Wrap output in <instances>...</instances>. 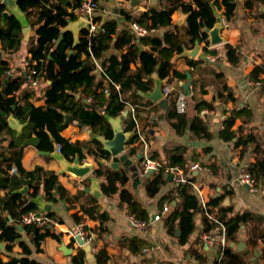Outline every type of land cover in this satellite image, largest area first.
I'll return each mask as SVG.
<instances>
[{
	"label": "trees",
	"instance_id": "1",
	"mask_svg": "<svg viewBox=\"0 0 264 264\" xmlns=\"http://www.w3.org/2000/svg\"><path fill=\"white\" fill-rule=\"evenodd\" d=\"M81 1L18 0V5L27 14L31 26L36 27V39L29 41V54L31 55L28 61L29 66L37 67L45 80L51 81V83L58 81L62 85L58 89L49 86L44 94L46 104L36 106L32 103L36 91L25 89L26 78L24 74L5 75L7 71H10V68L5 60L0 62V111L5 112V115L0 114V243H6L5 249L8 252H13L17 245H20L22 249L21 256H10L9 261L0 258V264H46L40 259L31 257V247L22 238L21 229L31 238L37 249L48 236L60 239L58 234L51 230L42 231L36 225L23 224L21 219L22 215L35 209L30 191L27 194L19 192V189L24 186L22 179L30 180V189L36 193L43 189L46 195L54 201L57 200L52 196L54 189L57 187L62 191L60 185H57L60 179L56 172L47 170L42 166H37L32 171H26L23 168L21 157L26 146L32 145L39 150L52 152L54 151V143L57 142L61 153L71 162L76 156L82 160L86 155H90L99 163L100 168L96 173L105 178V182L102 184L104 194L111 196L119 192L122 201L128 206L129 212L144 220L150 219L145 206L126 187L130 180L126 170H112L105 163H102V159H110V153L98 136L106 134L109 128V119L122 116L127 106L136 102V97L139 98L140 95L139 92L146 93L151 90L152 75L155 72L161 80L167 83L175 77L181 79L186 77V75L174 70V63L172 62L175 53L184 51V45L179 39L178 31L173 29L172 15L176 10L180 9L184 13H188L186 28L194 40H200V31L205 26L214 24V5L218 7L225 5L227 19L234 15L237 8V3L234 0H221V3L219 0L214 2L210 0H192L191 2L161 0L159 7L149 8L138 16L125 13L126 18L131 19L133 17V21L139 22L146 28L165 29L166 32L162 36L149 35L142 38H135L131 31L123 32L115 44L119 48L126 46L128 52L119 56L112 55L102 62L104 73L98 77L97 66L91 59V51L98 60L103 59L104 53L110 49L113 43V35L117 32L118 25L115 20L102 22L100 29L91 36H89V30H83L77 43L74 41L73 33L67 32L60 43L56 45L57 39L62 34V29L71 20L76 19L75 10L80 6ZM95 1L96 4L99 2V0ZM246 5L249 8L257 6L261 10L264 6V0H246ZM6 9L0 1V40L4 51L11 53L21 48L23 29L14 15L10 16L4 23L3 13ZM33 15L35 18L32 21ZM95 20L101 22L100 17H95ZM148 46L147 50L142 49V47ZM34 61H36L35 64ZM132 62L138 63L139 66L132 69ZM191 62L194 66L198 64L195 61ZM74 72L78 74V79L71 82L69 77ZM203 72L204 75L207 72L213 73L221 83L225 82L223 73H216L209 67ZM261 75H264V65L256 67L250 73L249 78L254 81H263ZM112 81L119 83L121 88L118 90ZM205 86L206 84L202 85L203 91H206ZM227 88L225 84L222 87L223 91ZM106 89H108L107 93L105 92ZM87 97L93 98L92 103L85 102ZM165 100L170 101L171 117L173 115L175 118H179L184 127L191 121L192 130L200 138L206 140L212 138L204 120L197 116L187 119L184 114L177 113L173 93ZM207 107L213 108L211 103L205 101L196 104V109L199 112ZM11 115L27 123L22 134L16 136L14 140L15 146H20L22 142L24 145L20 150L12 153L3 146L5 139L15 136H13L15 131L8 123V117ZM66 115H70L69 121L71 123L79 121L90 127L93 137L89 142L77 141L72 143L61 135V131L67 127L64 122ZM238 117H243L245 121H248L252 118V112L248 109L233 110L225 121V129L220 132V137L225 141L238 137L236 148L242 145L241 156L249 150L250 142H255L253 151L256 155V162L250 164L249 171L264 187V149L252 132L238 136L242 129L239 128L236 131L232 129ZM125 120H127V131L135 130V134L130 140L131 144L139 138L136 121L131 116ZM49 132L52 134L53 140H51ZM210 149L208 147L206 152ZM185 151V147L177 146L168 154L167 161L159 160L161 167L145 179L144 189L147 196L155 197L161 188L167 184V168L176 165L189 168L196 161L195 158H192L193 161L191 158H187ZM201 165L211 167L213 174H217V163L213 162L206 165V162L202 161ZM14 166L18 167L23 178L18 174L12 175L10 173ZM196 179L197 176H192L191 180L194 182ZM192 188L191 183L189 185H176L162 198V200H168L170 204L169 216L165 221L167 232L177 236L182 245L189 241L195 229V212L201 205L199 198L193 194ZM3 189H8L6 196L1 195ZM229 194L230 192L214 195L208 205L210 212L226 228L228 245L224 250L225 256L222 264H245L241 253L233 252L230 243L237 239L241 226L249 221L253 222L249 231V242L253 245L258 244L260 239L264 242V233L261 232L263 220L260 217L245 219L242 215H232V207L224 205ZM175 200L177 202L173 204ZM86 212L92 215L89 210ZM48 215L54 217L53 213H48ZM74 217L78 221L82 220L77 215ZM98 217L101 219V225L95 230L96 237H105L103 235L109 232L107 222L110 217L106 213L99 214ZM204 223L205 230L218 227L217 224L207 219L204 220ZM177 230L180 235L176 234ZM148 246L146 240L136 235L128 242V248L132 254H136ZM95 255L98 264L109 263L110 255L107 253L106 245L99 249ZM85 256L84 250L81 248L73 260L78 264H83Z\"/></svg>",
	"mask_w": 264,
	"mask_h": 264
},
{
	"label": "crops",
	"instance_id": "2",
	"mask_svg": "<svg viewBox=\"0 0 264 264\" xmlns=\"http://www.w3.org/2000/svg\"><path fill=\"white\" fill-rule=\"evenodd\" d=\"M184 1L191 2L192 0ZM210 1L214 2L215 0ZM234 1L237 3V8L230 19H227L225 5L220 7L214 5V24L205 26L200 31V40H194V37L190 35V31L186 28L188 13L178 9L172 15L173 29L178 31L179 39L184 45V51L175 53L172 57V62L174 63V70L186 75V77L182 79L175 77L170 82L176 83L183 91V85L189 81L192 82L189 95L190 106L188 112L184 115L187 119L197 116L204 120L212 135L211 139L200 138L192 130L191 121L184 127L179 118H175L173 115L171 117L169 111L170 101H166V98L163 97L164 99L159 102L149 99V94L154 91L159 81H162L163 85L167 83L161 80L156 72L152 75L153 85L151 90L146 93L139 92L140 95L139 98L138 96L136 97V102L129 104L122 116L109 119L110 123L106 134L98 136L99 140L100 137L111 139L114 134L112 120H119L123 130L130 133L132 137L135 134V130L127 131V120L125 119L131 116L136 121V130L139 134L138 140L130 144V137L122 154L118 156L110 154V159H102V163H105L112 170H126L128 178H130L126 187L145 206L150 216L148 220H152L154 214L162 209L165 204L170 206L168 200H162V198L178 184L173 179L170 180L167 175V184L161 188L155 197L150 198L146 195L144 189L146 177L141 176L144 155L142 152L143 143L140 142V138L145 139L147 142L149 156L158 161H167L168 154L175 147H185L186 157L191 158V160L195 158L196 161L193 163L200 165V169L192 171L191 176H197L194 182L202 188L205 201L209 203L214 195L230 192L224 201V205L232 207L231 214L242 215L245 219L248 217H260L263 220L261 232L264 233V194L251 193L236 180L242 164L256 162V155L253 151L255 142H250L248 145L249 150L245 155L241 156L242 145L236 148L238 137L230 141H225L220 137V132L225 129V121L231 112L233 110L248 109L252 112V118L245 121L243 117H238L232 129L235 131L239 128L242 129L238 136L252 132L264 149V86L258 87L249 82V80H252L249 78L250 73L256 67L264 65V6L260 10L257 6L254 8L247 7L246 0ZM160 2L161 0H157V4H154L153 0H136L134 3H132V0H99L95 11V17L101 18V22L97 21L98 25L109 20H115L118 25L117 32L113 35V43L110 49L104 53L103 59L99 60V63L103 65L102 62L109 59L112 55L119 56L128 52L126 46L119 48L115 44V41L123 32L131 31L133 33L131 26L133 17L131 19L126 18L125 13L138 16L149 8L159 7ZM219 2L221 3V0ZM193 6L196 7L195 4ZM218 16L226 18L230 25L225 29L222 27L221 36L225 42L219 45H211L207 29H212L217 24ZM34 18L35 16L33 15L31 17L32 21ZM76 19L79 18L76 16ZM27 20L30 27H32L28 16ZM165 32V29H157V32L151 34V36H162ZM36 37V27H32L30 40L36 39ZM29 41H25L23 35L21 48L17 51L6 53L0 40V49L4 51L3 60L7 62V66L10 68L9 75L15 76L23 73L26 78V74L31 68L28 64L31 58ZM197 46L200 48L195 57L183 55L187 50H193ZM148 48L149 46L142 47L143 50ZM202 56L207 58L204 59ZM191 61H195L198 64L194 66ZM35 63L36 61H34ZM138 66V63L132 62L131 64L132 69H136ZM208 67L216 73H223L225 82L221 83L220 80L215 78L213 73L207 72L204 75L203 71ZM96 72L98 77L102 75L98 69H96ZM155 74L157 77H154ZM260 77L262 79L264 75ZM77 79L78 74L76 72L69 77L71 82ZM25 84V89L36 91V95L32 99V103L36 106H44L46 104L44 94L49 86L58 89L62 85L58 81L51 83V81L45 80L44 77L40 85L35 88H31L27 82ZM203 84H206L204 87L206 91L202 90ZM224 84L228 88L223 91L222 87ZM202 101L211 103L213 108L207 107L200 112L197 111L196 104ZM132 107L134 111H132ZM66 125L67 127L61 131V135L72 143L77 141L89 142L93 137L92 130L84 123L79 121L71 123L69 121V124ZM14 131V137L10 136L3 141V146L10 153L17 152L24 145V142H22L20 146H15V137L22 133L19 134L17 130ZM208 147L211 149L206 152ZM40 151L42 150L32 145L26 146L23 150L21 161L26 171H32L37 166H42L59 175L60 180L57 185H60L62 191L56 187L52 192V196L57 199L56 201L50 199L43 189H40L37 193L30 189V193L35 210L47 214L53 213L54 217L60 218L57 227L51 230L53 233L58 234L60 239L48 236L37 249L31 238L21 229L22 238L31 247V257L40 259L46 264H78V262H74L73 257L79 249L83 248L86 255L83 264H98L95 254L106 245L107 253L110 255L108 264H217L218 246L212 247L206 252H200L195 246L196 238L203 232L210 230H205L204 220L207 218L203 214L201 205L195 212V229L189 241L184 245L180 244L177 236L168 234L165 222L169 216L168 214L165 219L153 223L150 237L139 234L127 221L126 215L129 209L126 203L122 201L120 193L117 192L111 196L104 194L102 184L105 182V178L96 173L100 166L93 157L86 155L82 160L78 156L75 157V159L78 158L80 160L82 166L86 164L93 166L89 174L84 178H79L70 173L62 172L60 161L54 156L55 153H58L65 158L61 151L54 149L52 152L48 151L50 152L49 154H42ZM123 154L128 159L125 162L121 159ZM74 161L69 162L74 163ZM113 161L120 162L119 169L108 165ZM202 161L206 162V165L213 162L217 163V174H213L211 167L202 166ZM189 168L184 169L188 170ZM17 174L22 177L20 171ZM94 177L100 181L102 191L100 196H95L91 193L93 186L91 178ZM7 190H1V195L6 196ZM192 192L202 203L194 187ZM176 202V200L173 201V204ZM44 203L51 205V209L46 210ZM86 210H89L92 215L87 213ZM102 213H106L110 217L107 222L109 232L103 235L105 237L97 238L95 230L101 225V219L98 215ZM76 215L82 220L78 221L74 217ZM252 224L253 222L249 221L241 226L237 239L230 243V247L233 252L241 253L245 264H264L263 240L260 239L256 245L249 242V231ZM77 228L84 229L88 235L93 237L90 244H80L79 240L73 237ZM42 231L45 230L42 229ZM135 235L146 240L151 246V250L148 253H143L142 250L136 254L131 253L128 248V242ZM238 244L241 245V250L237 248ZM242 244H245V246ZM5 245V242L0 243L2 250L0 258L4 261H9L10 256L19 257L22 255L20 245H17L13 252H8L5 249Z\"/></svg>",
	"mask_w": 264,
	"mask_h": 264
},
{
	"label": "built area",
	"instance_id": "3",
	"mask_svg": "<svg viewBox=\"0 0 264 264\" xmlns=\"http://www.w3.org/2000/svg\"><path fill=\"white\" fill-rule=\"evenodd\" d=\"M95 0H82L80 6L75 10V14L78 18H82L86 20L89 25V36H91L93 33L98 31L100 29V25H98L97 21L95 20V11L97 9ZM222 27L225 29L230 25V22L226 18H221L220 20ZM132 31L135 36V38H142L147 37L148 35L155 34L157 32L156 28H146L144 25L140 24L137 21L131 22ZM91 59L96 64L97 69L103 74L104 68L101 63H99V60L94 56V54L91 51ZM10 71H7L5 75H9ZM264 79V78H263ZM43 81V77L38 70L37 67H31L27 74H26V82L31 88H35L40 85V83ZM250 84L256 85L258 87L264 86V80L263 81H253L249 80ZM113 85L116 86V88L119 90L121 88V85L117 82H113ZM191 86H189V90L191 93ZM105 92H108V89L105 90ZM162 93L163 97L167 98L170 94L175 95V107L178 113L185 114L188 112L189 106H190V100L189 95H186L185 91L180 89L176 83L168 82L162 86ZM93 98L88 97L86 98V102L92 103ZM132 111H134V108L132 107ZM140 142L143 143V155H144V161H143V168L141 176L144 177L149 171L154 170L157 171L161 167L160 161L156 160L155 158H152L148 154V144L145 141V139L140 138ZM58 151H60V147L58 148ZM250 164L244 163L240 166L237 176V182L245 186L251 193L257 194H264V187L260 183V181L250 173L249 171ZM200 169V165L198 163H192L190 168L188 170L184 169L183 167H180L178 165L176 166H170L166 169V174L168 176H172L175 183L178 185H189L190 183L193 185L194 190L196 194L200 197L202 203L201 208L203 211V214H205L207 220L215 223L218 225V227H211L209 231L203 232L201 235H199L196 238L195 246L200 252H206L210 250L212 247L218 246L219 249V255L217 258V264H222L224 256H225V248L228 245L227 238H226V228L225 226L219 221V219L210 212V207L208 203L205 201V196L203 195L202 188L196 184L195 182H192V176L191 173L194 170ZM19 172L18 167L14 166L10 173L17 174ZM170 210V206L168 204H165L162 209L158 210L155 214L152 220H144L138 216H136L134 213L128 212L127 213V221L128 223L133 227V229L136 230L137 233L146 235L150 237V233L152 231V225L155 221L163 220L167 217V214ZM23 224L26 225H36L37 227H40L43 230L49 229L52 230L53 228L57 227L58 225V219L51 217L47 213L41 212L39 210H30L21 217ZM80 236L81 240H84L85 243L90 244L93 240V237L91 235H88L87 232L82 228H77L76 233L73 235V237L76 239L77 236ZM78 239V238H77ZM151 250V246L143 248V253H148Z\"/></svg>",
	"mask_w": 264,
	"mask_h": 264
},
{
	"label": "water",
	"instance_id": "4",
	"mask_svg": "<svg viewBox=\"0 0 264 264\" xmlns=\"http://www.w3.org/2000/svg\"><path fill=\"white\" fill-rule=\"evenodd\" d=\"M0 1L7 8L3 13L4 23L7 21V19L10 16L14 15L17 18V20L19 21V23L23 29L24 40L29 41L31 38L32 27H30L29 22L27 20V14L19 7L18 0H0ZM135 1L136 0H132V3H134ZM153 3L157 4V0H153ZM220 20H221V18H220V16H218L217 17V24L212 29H209V28L207 29L209 31V35H210L209 42H211V45H219V44H222L225 42L224 38L221 36L222 24H221ZM89 28H90L89 23L82 18H79L76 20H71L67 24V26L62 29V34L57 39L56 45H58L60 43L64 34L67 32L73 33L74 41H75V43H77L80 40L81 32L83 30H89ZM199 48L200 47L197 46L193 50H187L186 52L183 53V55H185V56L189 55L191 57H195L199 52ZM202 58L206 59L207 57L202 56ZM3 59H4V51H3V49H0V61H2ZM154 77H157V75L155 74ZM190 84H192L191 81H189L187 84L183 85V89H184L186 95H190V90H189ZM162 86H163V82L159 81L157 83L154 91L149 94V99H152L156 102L162 101L164 99L163 93H162ZM0 114L5 115V112L0 111ZM69 118H70V115H66V118L64 121L65 124H69ZM112 121H113V125H114L113 137L111 139H104L103 137H100V140L103 142V144L109 150V152L112 156H118L125 151L126 146L128 144V141L130 140L131 134L128 132H125L123 130L119 120H112ZM8 123L10 124V126L14 130H17L19 134H21L23 132V129L26 126V123H22L20 121V119L15 118L12 115L8 117ZM49 135H50L51 140H53V136L50 132H49ZM58 148H59V145L57 142H55L54 143V149L58 150ZM40 153L49 154L50 152L40 151ZM54 156L57 157V159L60 161L63 173L67 172V173H70V174L77 176L79 178H84L93 169V166L91 164H86V165L82 166L80 164V160L78 158L75 159L74 163H71L58 153H55ZM121 159L124 162L128 160L127 156L125 154H123L121 156ZM108 165L112 168H115V169L120 168V162L119 161L110 162ZM152 172H154V170L149 171L145 175V177H149ZM169 177H170V180L173 179L172 176H169ZM91 179L93 182V186L91 188V193L95 196H100L102 193L101 188H100V181L95 177L91 178ZM22 180L24 181V186L19 189V192H21L23 194H27L30 191V187H29L30 180H28V179H22ZM43 205H44V208L46 210H50L52 207L51 205H49L47 203H44ZM176 234L179 235V231H176ZM76 236H77L80 244H85V241L81 240L80 236H78V235H76ZM242 245L245 246V244H242ZM237 248L239 250H241V245L238 244Z\"/></svg>",
	"mask_w": 264,
	"mask_h": 264
}]
</instances>
